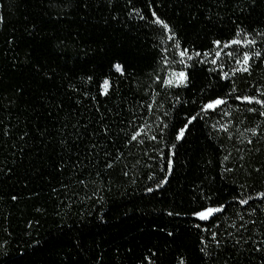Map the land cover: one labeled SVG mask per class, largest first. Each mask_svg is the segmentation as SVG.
Masks as SVG:
<instances>
[{"label": "trees", "instance_id": "16d2710c", "mask_svg": "<svg viewBox=\"0 0 264 264\" xmlns=\"http://www.w3.org/2000/svg\"><path fill=\"white\" fill-rule=\"evenodd\" d=\"M257 33L264 0H0V264H264V116L236 99L264 100Z\"/></svg>", "mask_w": 264, "mask_h": 264}, {"label": "snow or ice", "instance_id": "6c2138e0", "mask_svg": "<svg viewBox=\"0 0 264 264\" xmlns=\"http://www.w3.org/2000/svg\"><path fill=\"white\" fill-rule=\"evenodd\" d=\"M152 15L153 16H156V13L153 12ZM152 23L161 25L163 27V29H165V30H170L169 24L166 23L164 20L160 19L159 17H156V19L153 20ZM243 31H244L243 29H240L239 26H237L236 35L239 36L240 33L243 32ZM172 35L174 36L175 34L172 33ZM257 35H259L261 37H264V33H257ZM169 39H171V36L169 37ZM213 43L219 45L220 44V41L219 40H216V41H213ZM176 44H177V47H179V41H176ZM232 44H234V45H243V46H253V45H256L257 44V40L255 38H252L251 37V34L245 32L243 39H232V40H230L228 42V44L225 45V47H228L229 45H232ZM186 52H187V49H185L184 51H181L180 52V56L183 57ZM195 55L196 56H199L200 53L199 52H196ZM216 55L219 56L220 53L217 52ZM229 55L231 56L232 53H229ZM253 56L260 57L261 56V52L256 51V52L251 53V54L249 52H247V51L243 52L242 58L236 60V63L238 65H240V67L238 69H234L233 71L234 72L235 71L248 72L249 71V67H250L249 66V61H250V59ZM188 59H192V56L189 55L188 56ZM183 62L184 61L181 60V63H183ZM212 63L215 64L216 63V60L213 59L212 60ZM116 67L119 69L120 66L119 65H116ZM177 75L180 78L181 82H183L184 80L187 79V75L184 72H179V73H177ZM223 75H224V77H227L228 76V73H223ZM105 83H107V81H105ZM165 83H169L170 84L171 81H165ZM257 91L259 92V91H261V89L260 88H257ZM236 99L237 100L246 101L249 104H251L252 102H255L256 104H260L262 106L261 107V110H258V109H255V108H248L247 111H249V112H257L258 111L259 115L264 116V100L258 99L254 95L236 96ZM224 103H225L224 99L216 98V99L211 100L209 103L205 104L204 105V108L205 109H215L218 105H222ZM195 119H196L195 116L190 117L188 119V123H191ZM187 127H188V124H184V126L179 129V133L176 136V139L177 140H179L183 136V134L185 132V129ZM251 131L255 134L256 129L253 128V129H251ZM137 135H139V133H137ZM137 135H133L132 136V139L135 140L137 138ZM151 138L152 139H156V137H154V136L151 137ZM249 143H251V141H249ZM172 147H175V145H172ZM225 159H228V157H225ZM171 166H172V161L169 159L168 160V168L171 169ZM228 171H231V169H228ZM166 179L167 178L165 177V180L164 181H161L160 183L165 182ZM157 187H160V184L159 183L157 184ZM151 190L152 189H148V191H151ZM257 195L264 196V193H258ZM251 199H252L251 196H249L247 198H244V199H239V203L241 205H246V204H248L249 200H251ZM222 210H223V206H219V207H204L202 210L194 211L192 213V215L198 217L201 221H207V220H209L210 217L213 216V214L218 213V212H221ZM255 211H256L255 208H252L251 209V212H255ZM171 214L172 213H169V215H171ZM177 215H179V213H177ZM239 219L241 221H243V223H241L239 225V227L237 228V231L239 232V229L242 228V229H244V232L245 233H249V235L247 237H245L244 234L241 233L240 234V239L235 241L236 244H239L241 242V240H245V242H246V240L252 239V231L255 230L256 225H257V221H255V220H247V221H244L243 215H239ZM250 223L253 225V229H249L248 228V224H250ZM259 223L262 224V225H264V221H260ZM232 226L233 227H236L235 224H233ZM197 227H199V225H197ZM213 227H216V224H213ZM206 231H210L211 232L212 242L218 248L223 249V245L225 243H227V242L224 241V240H222V239H217V233L215 231H211V229H206ZM227 235L229 237H232L233 234L231 232H228ZM253 243L256 244V247H255L254 251H261V249L264 248V240H261L259 243H257L255 240H253ZM201 251H204V249H201Z\"/></svg>", "mask_w": 264, "mask_h": 264}, {"label": "rangeland", "instance_id": "374dc122", "mask_svg": "<svg viewBox=\"0 0 264 264\" xmlns=\"http://www.w3.org/2000/svg\"><path fill=\"white\" fill-rule=\"evenodd\" d=\"M217 52L220 53L219 56L216 55L217 57H223V54L225 52V49L222 48V49H220ZM183 61H184V59H183ZM171 64L172 65H180L181 64V59L179 58L178 61H172ZM179 72H184V71L182 69H174L171 66L169 67V71H168V74H167V77H166V81H171V83L170 84L167 83L168 85L175 86V85H182V84L185 83L186 80H184L183 82H181L180 78L178 77L177 73H179Z\"/></svg>", "mask_w": 264, "mask_h": 264}]
</instances>
